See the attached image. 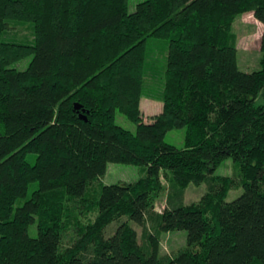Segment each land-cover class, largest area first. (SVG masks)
I'll return each instance as SVG.
<instances>
[{
  "label": "trees",
  "instance_id": "trees-1",
  "mask_svg": "<svg viewBox=\"0 0 264 264\" xmlns=\"http://www.w3.org/2000/svg\"><path fill=\"white\" fill-rule=\"evenodd\" d=\"M244 13L264 24V0H144L133 12L128 0H0V264H264V32L261 68L240 70L232 25ZM12 23L31 39L5 40ZM149 39L169 40L156 89ZM144 95L163 102L153 122ZM183 127L185 147L165 141ZM227 158L244 187L230 202L236 182L215 175ZM110 163L146 174L96 188ZM176 230L187 245L161 254Z\"/></svg>",
  "mask_w": 264,
  "mask_h": 264
},
{
  "label": "rangeland",
  "instance_id": "rangeland-1",
  "mask_svg": "<svg viewBox=\"0 0 264 264\" xmlns=\"http://www.w3.org/2000/svg\"><path fill=\"white\" fill-rule=\"evenodd\" d=\"M144 0H128L129 11L133 12L139 2ZM14 29L8 31L5 35V40L7 41H17L24 40L28 41L31 39V28L29 24L18 25L11 24ZM232 31L236 34V47H237V62L239 69L246 72H252L259 70L261 68V60L263 56V51L261 48L262 35L264 32V24L257 20L252 13L240 14L236 17L232 25ZM149 48L152 50V56L155 59L154 64L156 66V71H158L157 78L154 83L153 80H149L152 87L155 88L161 83V75L166 66V57L169 50V40L168 39H149ZM32 56H28L25 59L15 63L14 67L24 70L28 67ZM257 102H263V98L259 97ZM163 109V102L159 97H149L144 95L141 99V110H142V120L144 122H153L156 115H158ZM116 123L120 126L136 132L137 123L131 121L124 115L120 110L116 111ZM187 128H177L169 130L165 135V141L167 143L173 144L179 148L185 147L186 143ZM37 154L30 153L27 159L30 163L34 164L36 162ZM146 174V168L144 166L128 165L122 163H110L108 165L107 173L100 177L93 183V186L99 188L101 184H113L118 182H134ZM215 175L229 176L235 182L236 185L233 187L226 200L228 202L238 198L244 191V187L239 184L240 182V167L234 161L233 158H227L218 168L215 170ZM166 182V181H165ZM167 184V182H166ZM38 187V183H32L29 187V194L31 196L32 192ZM208 191V184L206 182L196 185L189 184L185 191V203H191L198 201L206 192ZM168 196V189H166L160 196L155 210L160 212L164 209L166 205V200ZM25 198L19 199L16 204L20 206L23 204ZM128 217H123L119 221H114L109 224L104 232L105 237H109L116 231L118 225L127 220ZM132 225L137 229L139 237L143 235V226L138 225L136 222L131 221ZM28 233L32 237L38 236V226L37 220L29 225ZM69 237H67L68 240ZM66 242V241H65ZM187 245V231L176 230L164 233L161 242V254H172L173 252L179 250L180 248Z\"/></svg>",
  "mask_w": 264,
  "mask_h": 264
}]
</instances>
